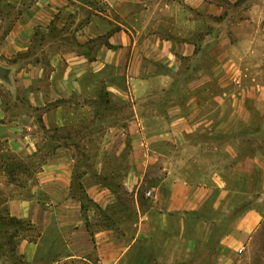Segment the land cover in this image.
Wrapping results in <instances>:
<instances>
[{"label": "crops", "instance_id": "0c3cea01", "mask_svg": "<svg viewBox=\"0 0 264 264\" xmlns=\"http://www.w3.org/2000/svg\"><path fill=\"white\" fill-rule=\"evenodd\" d=\"M98 2L102 9L89 0H0V155L41 156L43 129L73 123L71 104L59 99L93 86L104 85L110 106L128 108L118 144L97 150V175L81 168L83 202L73 158L17 161L15 171L32 177L0 208L35 228L14 237L17 264H240L264 221V135L240 138L232 128L264 123V0ZM55 28L69 40L36 41L37 30ZM219 130L237 145L183 146ZM199 150L213 156L203 166ZM108 158L122 164L105 178ZM155 168L162 174L153 178Z\"/></svg>", "mask_w": 264, "mask_h": 264}, {"label": "rangeland", "instance_id": "374dc122", "mask_svg": "<svg viewBox=\"0 0 264 264\" xmlns=\"http://www.w3.org/2000/svg\"><path fill=\"white\" fill-rule=\"evenodd\" d=\"M12 1L16 2V0ZM89 3L95 9H102L98 0H89ZM5 30L6 29L0 30V39ZM49 36L55 37L56 39H61L62 41L65 39H67L68 41L69 37H71V35H65L64 32H60L59 30H57V28L51 30L49 33L41 30L36 31L37 42H47ZM44 42H42V44ZM14 60L15 59H10L8 61V64H10ZM93 85H96V83H94ZM101 86L104 85H99L98 90H96V86H93L94 89L88 91V93H84V95L74 94L71 97L59 99V101L61 102L71 104L70 107L67 108V111L68 115L72 117L73 123L67 124L66 126L61 128L47 130L43 129L45 130L44 134L41 135L43 139H41L39 142L40 147L43 150L41 156H35L32 158L31 156L27 155L24 157L14 158L13 156L0 155V181L6 180V183L8 184L7 187L0 186V206L8 198L20 195L24 191L23 184L25 180L32 177V172L28 171L27 168L23 171H14L12 173L8 172L9 170L6 171V169H4L3 167V165H6V163L11 165V167H14L18 163L17 161H19L23 164V166L27 167L28 165H31L33 163H35L36 165L37 163L44 164L46 162H55L62 160L70 161L73 158L74 161L72 163H74L76 167L73 178L75 180L73 190L74 193L77 195L81 192L77 185V181L80 178L81 174L85 173L84 170H88L90 178H92L93 175H97V173L93 169L94 165H96L97 163V150L106 146L108 148L114 147L118 144L116 140V135H118L117 133H119V131L125 126V124L122 122L123 118L128 116V108L123 107L120 104L118 107H113L110 106V104H107V102L110 101L111 98L108 97V93L104 91L103 87L102 89H100ZM260 120L261 119L259 118V122L257 124L249 126L248 128H245L241 124H237L232 128V131L233 133L238 134L240 138L246 136L250 137L254 132H258L259 138L261 139V137H263L264 135V123L260 122ZM220 131L221 130L217 132V138L214 140L206 139L201 136L199 137V139H192L190 141H186L183 146L185 147V149L190 148L188 147L190 146V143L195 142L201 143L202 148L207 146L208 144L212 146H218V148L220 149L225 148L226 146L230 147L231 145H237V142L235 140H225L224 136L226 134L224 135V133L222 134V132L220 133ZM66 137H68V140L64 139ZM245 142L246 141H239L238 145L245 146ZM167 146L168 145H165L166 148H168ZM65 147L68 150H65ZM156 147L164 146L158 143ZM49 148L53 150H56V148H58V150L56 151V153H53L51 155H44V153L49 152ZM218 153L219 155L216 157V159L218 158L220 160L221 158H224V156L219 157L222 152L218 151ZM195 157L201 166H203V163H207L209 159L213 158L209 151L205 152L200 150L198 151V154H196ZM104 163H106L107 167L104 169L101 175H104L105 178H109L110 168L117 169V167L122 164L111 158L105 159ZM81 168L84 169V172ZM107 169L108 171H105ZM151 174L154 178L155 176H159L162 173L160 170L155 168L151 171ZM187 174L190 176L192 175L194 177L198 174H200L201 176L205 173L188 172ZM111 181H113V185L114 188H116V191H119V197L124 200L122 190L118 189L113 178L111 179ZM241 201V198H234L232 207H242L240 205ZM249 201H251V199ZM2 206L4 207V204ZM85 207H88L90 210L95 209V205L90 201L85 202ZM237 213L238 212L234 211L231 214L235 216ZM0 214V216L5 214L1 208ZM17 227L18 230H20L26 235H33L35 231V228L31 227L27 223L17 225ZM6 248L7 247L5 246L4 249ZM1 257L2 248H0V258ZM4 258L9 261L7 257ZM239 259L240 264H264V221H262L260 227L258 228V231L252 235L249 243L247 244L243 252L240 254ZM15 264H17V261ZM61 264H82V262L81 259H75L72 260V262L70 263L62 262Z\"/></svg>", "mask_w": 264, "mask_h": 264}, {"label": "trees", "instance_id": "16d2710c", "mask_svg": "<svg viewBox=\"0 0 264 264\" xmlns=\"http://www.w3.org/2000/svg\"><path fill=\"white\" fill-rule=\"evenodd\" d=\"M8 170H9L8 172H11V173L15 171V169L11 166ZM74 184H75V180L73 179V184H72L73 187H74ZM77 185H78L79 189L81 190V192L78 195L74 193V195L77 196L78 199H80L83 202L87 199H86L85 194L82 191V186H81V183L79 182V179L77 181ZM88 201H90V200H88ZM95 207H96V205H95ZM23 223L29 224L26 221L16 220L12 217H9L6 214H3L2 216H0V248H2V256L7 257L8 260L10 262H12L10 264H15L16 261H20V258L15 253L16 242L14 240V237L17 236L18 234L22 233L20 230H18L17 225H22ZM9 228H11V229H9ZM5 246L7 247L6 249H4Z\"/></svg>", "mask_w": 264, "mask_h": 264}, {"label": "water", "instance_id": "95a60500", "mask_svg": "<svg viewBox=\"0 0 264 264\" xmlns=\"http://www.w3.org/2000/svg\"><path fill=\"white\" fill-rule=\"evenodd\" d=\"M6 73L7 71L4 68L0 67V78L1 79H6Z\"/></svg>", "mask_w": 264, "mask_h": 264}, {"label": "built area", "instance_id": "2783aa9c", "mask_svg": "<svg viewBox=\"0 0 264 264\" xmlns=\"http://www.w3.org/2000/svg\"><path fill=\"white\" fill-rule=\"evenodd\" d=\"M146 195H147V196H150V191L146 192Z\"/></svg>", "mask_w": 264, "mask_h": 264}]
</instances>
